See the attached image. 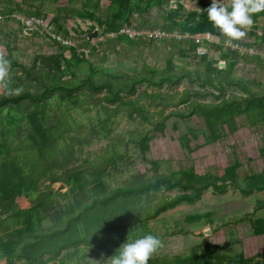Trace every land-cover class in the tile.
<instances>
[{
    "label": "rangeland",
    "instance_id": "374dc122",
    "mask_svg": "<svg viewBox=\"0 0 264 264\" xmlns=\"http://www.w3.org/2000/svg\"><path fill=\"white\" fill-rule=\"evenodd\" d=\"M211 3L0 0L4 16L0 54L10 61L8 74L0 77V95L6 84L13 85L11 91L37 88L41 80L26 75L24 66L46 74L56 57L61 64L54 70L63 78L89 73L120 82L128 80L127 74H189L177 84L138 83L134 92H121L113 103L103 100L108 90L83 85L54 93L43 110L28 101L5 107L0 115L3 119L27 112L39 113V117L54 114L53 119L43 121L44 128L52 131V145L42 153L31 144L23 155L31 163L25 168L33 175L30 179H38V187L30 195L17 197L18 205L27 209L36 196L52 192L45 197L54 204L42 221L46 227L66 224L95 195L103 196L112 188L140 187L164 175L182 181L175 187L162 184L131 198L98 204V213L113 212L116 218L124 217L122 224L129 227L95 237L96 226L88 231L86 216L74 219L66 236H86L88 240L58 252V244L52 243L49 248L56 252L42 256L46 264H106L126 239L147 232L162 240L148 264H264V100L249 97L250 91L264 90V11L254 13L246 34L233 40L241 49L228 47V38L219 29L204 30L217 36L205 43L204 53L197 51L193 38L140 41L143 37L131 38L122 32L124 27L204 32L196 31L197 21L207 17ZM62 6L73 11L59 10ZM42 15L52 18L67 43L50 38L42 26L28 27L24 22L29 16ZM30 29L33 31L28 32ZM95 29L98 36L88 39L87 33ZM172 38L180 42L167 41ZM117 72L123 75H115ZM207 76L213 78V84L204 83ZM229 100L237 103L214 112L199 106ZM194 107L186 117L175 114ZM21 135L20 131L12 133L14 145ZM62 175L72 181H63ZM206 183L211 185L196 198L169 207L154 218L136 221L137 216L145 217L167 199L194 194L193 186ZM0 264L29 263L22 257L9 263L5 256L0 257Z\"/></svg>",
    "mask_w": 264,
    "mask_h": 264
},
{
    "label": "trees",
    "instance_id": "16d2710c",
    "mask_svg": "<svg viewBox=\"0 0 264 264\" xmlns=\"http://www.w3.org/2000/svg\"><path fill=\"white\" fill-rule=\"evenodd\" d=\"M68 9L73 11L72 8L65 6L59 8L61 11H66ZM197 22L199 27L196 31H204L208 29L217 31L218 29L215 26H212V22H210L205 16H201ZM165 28L171 29L168 27ZM143 40H146V38H142L140 41ZM168 40L180 42L174 38L167 39V41ZM148 41L161 40L148 39ZM194 45L196 47V44ZM54 60V67L49 70L47 69L46 74H37L35 69L24 66L23 70L26 72V75L29 77L36 76L41 80V83L37 88H24L22 90L11 91L13 85H5L4 91L0 95V115L3 114L5 107L22 104L25 101L30 102L29 105L34 104L37 108L41 107L43 110L45 107H48L47 98L54 93L68 92L82 87L83 85H87L94 90H108V93L103 96V100L113 103L117 100L121 92H134L138 83L149 82L156 86H160L165 82L177 84L183 77L189 75H172L168 73L156 75L152 73H139L135 76L127 74L126 76L128 77V80H121L120 82H115L108 77L95 78L89 73L80 77L63 78L62 76H58L54 70L55 68L60 67L61 61L57 57ZM13 64L15 65L17 62L13 61ZM115 75L121 76L123 74L117 72ZM212 79L211 76H207L203 78V81L204 83L213 84L214 82ZM232 82L236 83L234 81ZM236 84L243 87L240 82H237ZM249 93L251 100H264V90L260 92L250 91ZM58 103L63 105L59 101ZM236 103L237 100H229L217 104H199V106L206 112H214L225 108L227 105L233 106ZM66 106L68 107V105ZM195 109L196 107L189 112H176L175 114L186 117L188 114H192ZM47 114L48 115L39 117L41 115L39 113L27 112V114L25 113L20 116L8 117L6 119L0 117V243L3 244V248L0 249V257L6 256L9 263H11L16 257H22L23 259H26V262L29 264H46V260H44L42 256L45 253L56 252V250H51L49 248L52 243H56V245L58 244V252L70 244H77L79 241L88 240L86 236H66V234L71 231L69 223L74 221V219L82 218V216H86L89 219L86 220V228L88 231L92 229L90 226L95 224L96 229L93 232V236L95 237L101 232H112L120 230L121 228H128L129 226L122 224L121 220L124 219V217L116 218V215L113 212H110L107 215L105 213H98L96 206L98 204L105 205L111 200L117 198H131L133 195L145 192L151 188H159L162 184L167 185L168 187H175L182 184V181L177 179L173 180L171 177L164 175L157 178L155 181L142 184L140 187L127 185L112 188L109 193L102 194L103 196L95 195L92 201L85 204L76 216L70 217L66 224L60 227L44 226L42 221L48 216V213H50L54 207V204L52 203L53 199L47 200L45 197L51 195L52 192L49 191L48 193H42L39 197L36 196L32 205L27 209H23L18 205L17 197L30 195V191L38 187V179H36V177H34L35 180L30 179L33 178V175L28 174L25 167L31 165V163L26 162L28 158L23 155L26 154L25 149L31 144H34V149L38 148L42 153L45 152L46 148L52 145V131L44 128L43 121L46 122L49 119H53L54 114ZM63 115L64 113L62 116ZM25 120L29 123L25 122ZM24 125L25 127H23ZM15 131H20L23 135L20 136L18 142L14 145L12 133ZM27 132L28 134L24 135ZM30 171L33 172V170ZM61 179L65 182L72 181L71 177L65 175H62ZM98 185L102 186V188L104 187L102 182ZM209 185L211 184L206 183L200 186L195 185L193 186L196 190L194 194L184 193L169 198L159 204L152 213H147L145 217L137 216L136 221L141 222L147 217L154 218L169 207H175L182 201L194 199ZM214 186L219 189L216 183ZM137 222L132 221V224H137ZM17 224L19 227L16 226ZM12 226H16L17 229H11L10 227ZM48 237L49 240H47ZM24 238H28V240H24ZM19 247L21 248L20 250Z\"/></svg>",
    "mask_w": 264,
    "mask_h": 264
},
{
    "label": "clouds",
    "instance_id": "9594fccd",
    "mask_svg": "<svg viewBox=\"0 0 264 264\" xmlns=\"http://www.w3.org/2000/svg\"><path fill=\"white\" fill-rule=\"evenodd\" d=\"M261 11H264V0H212L206 9L207 18L228 38V43L242 38L245 29L254 22L253 14ZM9 70L10 61L0 54V77L6 76ZM161 245V238L153 232L128 238L118 252L108 257L106 264H148Z\"/></svg>",
    "mask_w": 264,
    "mask_h": 264
},
{
    "label": "built area",
    "instance_id": "2783aa9c",
    "mask_svg": "<svg viewBox=\"0 0 264 264\" xmlns=\"http://www.w3.org/2000/svg\"><path fill=\"white\" fill-rule=\"evenodd\" d=\"M4 22V16L2 13H0V28ZM24 22L27 24V26H38V27H43L44 30L47 31L49 34L50 38L53 40L59 42V43H67L68 40L62 36L59 31L56 29L55 24L50 16H29L27 17ZM122 32L126 33L129 35L131 38H136V37H143L146 39H155V40H162L167 37H175L178 39H183V38H193L195 42L198 44L197 46V51L199 53H204L205 50V43L207 42H212L216 39V35H213L209 31H204V32H198L196 34H189V33H181L179 31H174V32H168L164 28H148L146 30H133L128 27H124ZM228 47H231L232 49H241V46L238 42H232V43H225Z\"/></svg>",
    "mask_w": 264,
    "mask_h": 264
},
{
    "label": "water",
    "instance_id": "95a60500",
    "mask_svg": "<svg viewBox=\"0 0 264 264\" xmlns=\"http://www.w3.org/2000/svg\"><path fill=\"white\" fill-rule=\"evenodd\" d=\"M32 31H33L32 29L28 30V32H32ZM98 34H99V31L97 29H95L94 31L87 33V37H88V39H92L94 37H97ZM62 187H64V184H62L59 187V189H61Z\"/></svg>",
    "mask_w": 264,
    "mask_h": 264
}]
</instances>
